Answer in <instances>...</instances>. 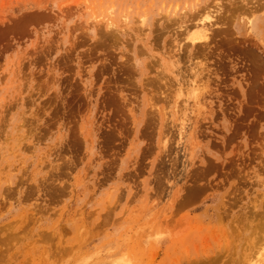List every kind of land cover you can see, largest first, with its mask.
I'll use <instances>...</instances> for the list:
<instances>
[{
	"label": "rangeland",
	"instance_id": "1",
	"mask_svg": "<svg viewBox=\"0 0 264 264\" xmlns=\"http://www.w3.org/2000/svg\"><path fill=\"white\" fill-rule=\"evenodd\" d=\"M261 150L264 0H0V264H264Z\"/></svg>",
	"mask_w": 264,
	"mask_h": 264
},
{
	"label": "bare ground",
	"instance_id": "2",
	"mask_svg": "<svg viewBox=\"0 0 264 264\" xmlns=\"http://www.w3.org/2000/svg\"><path fill=\"white\" fill-rule=\"evenodd\" d=\"M247 6H248V5H247ZM249 9H250V8H249ZM203 14H204V13H202V15H203ZM197 15H199V14L197 13ZM200 15H201V13H200ZM206 18H210L209 21H211V19H212V17H206ZM109 19H110V18H109ZM223 20H224V19H223ZM110 21H111V20H110ZM209 21H208V22H209ZM196 23H198V22H196ZM191 28H192V27H191ZM214 29H215V28H214ZM194 30H195V32H196V31L199 32V31L196 30V29H194ZM205 30H206V29H205L204 27H201V28H200V31H201V32H202V31L205 32ZM192 31H193V30H192ZM192 31H191V32H192ZM187 32H188V31H187ZM189 33H190V32H189ZM186 34H187V33H186ZM186 34H185V35H186ZM201 34H202V33H201ZM187 35H188V37H189L190 35L192 36L191 33H190V35H189V34H187ZM193 35H194V37L196 38L195 33H194ZM196 35H197V34H196ZM191 36H190V40H191ZM198 36H199V35H198ZM202 36H203V38L206 37L205 34H202ZM207 36H208V35H207ZM188 37H185V38L188 39ZM192 37H193V36H192ZM207 38H208V37H207ZM208 39H209V38H208ZM193 40H195V39H193ZM203 41H204V40H203ZM203 41H202V42H203ZM196 42H197V41H196ZM191 43H192V42H191ZM199 43H200V42H199ZM194 45H195V44H194ZM194 47H195V46H194ZM194 82H195V81H194ZM198 82H199V81H198ZM198 86H201V85L199 84ZM179 88H181V87H179ZM195 88H196V87H195ZM176 89H177V88H176ZM177 90H179V89H177ZM193 90L195 91V89H193ZM196 90H197V89H196ZM194 91H193V93H195V92L198 93V90L195 91V92H194ZM199 91H201V88H200ZM177 92L179 93V91H177ZM196 93H195V94H196ZM193 95H194V94H193ZM196 95H197V94H196ZM195 98H196V97H195ZM197 98H198V97H197ZM261 151H262V154H264V150H261ZM256 155H257V154H256ZM258 155H260V154H258ZM257 157H258V156H257ZM261 158H262V157H261ZM262 159H263V158H262ZM260 161H261V160H260ZM263 161H264V160H262V162H263ZM260 163H261V162H260ZM263 163H264V162H263ZM262 167H263V170H261V169H260V170H261V171H264V166L262 165ZM260 168H261V167H260ZM255 172H256V171H255ZM256 174H257V173H256ZM262 201H263V200H262ZM261 203H262V202H261ZM254 205H255V204H254ZM254 205H253V206H254ZM261 205H262L261 208H262V207H263V208H262L261 211H259V212H260V215H259V213H257V216H259V217H258L257 219H253L254 217H253V218L251 217V219H253V220H252L251 223H250V224L253 225L252 227H255V228H258V229H261L262 227H264V206H263L264 203H262ZM255 208H256V205H255ZM261 208H260V209H261ZM218 209H219V208H218ZM224 209H225V207H224ZM242 209H243V208H242ZM252 209H253V208H252ZM253 210H254V209H253ZM253 210H252V211H253ZM248 211H249V210H248ZM256 211H257V210H256ZM242 212H243V211H242ZM242 214H243V213H242ZM248 214H249V213H248ZM220 215H221V214H220ZM242 216H243V215H242ZM249 216H250V215H249ZM249 216H248V217H249ZM218 217H219V216H218ZM221 217H222V216H221ZM243 220L245 221L246 219H244V217H243ZM243 220H242V221H243ZM242 221H241V222H242ZM244 221H243V222H244ZM249 222H250V221H249ZM249 222H248V223H249ZM240 224H241V223H240ZM241 225H242V224H241ZM242 226H243V225H242ZM261 226H262V227H261ZM235 228L238 230V228H237L236 226H235ZM247 229H248V228H246L245 230H247ZM258 229H256L255 231H257ZM252 230H253V229H252ZM258 231H259V230H258ZM258 231H257V233L260 232V231H259V232H258ZM263 231H264V229H263ZM263 233H264V232H263ZM11 234H13V233H11ZM11 237H13V236H11ZM247 238L249 239V237H247ZM12 239H16V238H12ZM252 239H253V237H252L251 239H249V240L251 241ZM7 240H8V239H7ZM249 240H248V241H249ZM254 240H257V243H256L257 245H256V244H254V245L258 246V244H259L258 241H260V242H261L260 245H262V242L264 241V234H261V233H260V235H258V236H257V234H256V236H254ZM254 240H253V242H255ZM251 243H252V242H251ZM251 245H252V244H251ZM248 246H249V244L247 245V247H248ZM249 247H250V246H249ZM250 248H251V247H250ZM251 251H252V250H251ZM1 252H2V251H1ZM2 259H3V258H2Z\"/></svg>",
	"mask_w": 264,
	"mask_h": 264
}]
</instances>
